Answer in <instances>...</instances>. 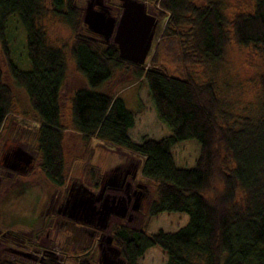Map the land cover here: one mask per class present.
Returning a JSON list of instances; mask_svg holds the SVG:
<instances>
[{"label":"trees","instance_id":"trees-1","mask_svg":"<svg viewBox=\"0 0 264 264\" xmlns=\"http://www.w3.org/2000/svg\"><path fill=\"white\" fill-rule=\"evenodd\" d=\"M252 1L250 12L237 13L229 21L232 39L264 53V0ZM46 2L0 0V50L5 69L24 90L35 116L32 133L43 176L38 188L64 182L60 95L66 56L61 47L49 44L40 25L50 10L74 32L67 52L73 70L84 80V85L66 97L72 130L85 140L94 138L141 157L139 172L155 186L146 205L147 221L160 213L187 215L186 223L175 231L147 233L146 221L138 227L111 223V244L121 264H138L137 258L153 246L165 253L166 264H264V100L258 113L221 125L219 101L209 82L198 85L188 75H173L154 59L150 66L124 60L113 42H103L85 26L84 33L77 30L80 7L73 0ZM155 3L159 15L167 13L169 28L176 26L182 13H189L194 24L193 51L213 61L221 59L228 35L217 2L202 7L188 0ZM14 15L24 29L27 70L10 58L6 22ZM121 64L145 82L156 117L168 127L167 135L140 142L131 139L128 131L134 124V112L122 97L102 88ZM259 84L264 90V74ZM11 104V91L0 69V130ZM189 138L198 143V155L192 167H177L171 147ZM77 264L90 262L83 255Z\"/></svg>","mask_w":264,"mask_h":264},{"label":"rangeland","instance_id":"rangeland-1","mask_svg":"<svg viewBox=\"0 0 264 264\" xmlns=\"http://www.w3.org/2000/svg\"><path fill=\"white\" fill-rule=\"evenodd\" d=\"M85 1L73 0L76 7H80L77 30L81 33L85 31L81 20ZM140 1L144 2L146 11L156 20L150 49L144 61L146 66H150L154 59L159 67L173 75H188L198 85L209 82L219 101L217 120L221 125L235 124L246 114L258 113L259 105L264 100V90L259 84V78L264 74V53L252 45H237L232 39L229 25L235 14L252 10V0H188L200 7L213 1L220 5L226 19L228 41L218 61L193 51L194 24L189 13H182L176 26L169 28L168 15H159L156 0ZM103 3L112 15L119 14L118 0H103ZM40 25L49 44L61 47L66 56V77L60 95L61 121L64 125V185L60 189L48 183L43 186L44 189L38 188L43 176L37 167L39 155L35 151L32 133L35 116L24 90L9 77L0 50V69L12 95L10 112L0 130V160L4 153L11 152L9 148L14 147L26 151L32 158L30 166L25 165V168L16 171H11L0 161V264H77L83 255L90 264H101V247L97 242L99 230L56 211L69 185H73L75 193L79 190L96 193L100 191L102 179L114 171H117L115 181L118 186L129 185L130 191L126 195L121 188L105 184L104 191L124 197L127 205L123 216L109 217L106 227L101 230L103 236L112 233L111 223L138 227L146 221L147 233L158 229L175 231L186 223L187 215L183 212L160 213L147 221L146 205L153 196L155 186L153 181L139 172L141 157L127 149L110 147L74 135L66 97L72 89L84 85L83 78L73 70L67 52L74 32L67 22L50 10L40 19ZM6 28L11 60L22 70L29 69L24 29L16 15L7 20ZM114 69L112 77L102 88L118 94L134 112V124L128 131L131 139L140 142L142 138L158 139L167 135L168 127L156 117L143 79L134 77L130 67L124 64ZM198 151V143L191 138L178 141L171 147L177 167H192ZM99 243L104 244V241ZM137 263L166 264V255L157 246L149 247L137 258Z\"/></svg>","mask_w":264,"mask_h":264},{"label":"water","instance_id":"water-1","mask_svg":"<svg viewBox=\"0 0 264 264\" xmlns=\"http://www.w3.org/2000/svg\"><path fill=\"white\" fill-rule=\"evenodd\" d=\"M119 2L121 9L117 17L109 14L103 0H95V8L92 3L87 2L83 8L82 23L89 32L100 37L103 42H113L120 58L142 64L154 35L155 17L146 11L144 2L140 0H119ZM114 175L102 179L100 190L105 188V184L110 185V182L116 180ZM79 192L84 197L82 204H84L85 212L83 218H78V221L99 223L98 228L102 230L106 227L111 215L123 216L125 213L127 203L124 197L113 196L110 204L105 202L104 206L95 209L92 195H85L84 190L74 192V198L79 196ZM101 238L107 246L101 251V264H121L117 259V249L111 245V236L102 235L99 239Z\"/></svg>","mask_w":264,"mask_h":264},{"label":"flooded vegetation","instance_id":"flooded-vegetation-1","mask_svg":"<svg viewBox=\"0 0 264 264\" xmlns=\"http://www.w3.org/2000/svg\"><path fill=\"white\" fill-rule=\"evenodd\" d=\"M94 1L95 0H86L85 5L87 2H90V3H92L93 8H95L96 6L94 5ZM118 9L120 12L121 7H120L119 0H118ZM108 11H109V9H108ZM109 14L112 15L111 11H109ZM112 16H115V15H112ZM115 17H117V16H115ZM8 151H11V152L10 153H4L3 157L1 158L0 161L3 162V164L6 167L11 169V171H16L17 169L25 168V165L27 167L31 165V162H32L31 155H29L26 151L20 149L19 147H17L16 149L8 150ZM111 175H114L115 177H117V171H114V173H112ZM114 181L110 182V184L121 188L123 190L124 194H126L128 191H130V190H128V189H130L128 184L118 186L116 184L117 182L116 181L114 182ZM63 185H64V182L61 186H58V187L54 186V187L61 189L63 187ZM73 190H74L73 185L72 186L69 185L68 189L66 191H64V194L61 196L59 205H57V207H56V211L62 216H66V217L70 218L71 220L75 219L78 221V218H83V215L85 212L84 204H82V200L84 199V197H82L81 193L79 192V196L75 199ZM104 190H105V188L103 190L96 192V193L84 192L85 195H88V196L92 195L93 205H94L95 209H99V207L101 208L102 206H104L105 202H107V204H110V200L113 196L118 197L116 195L109 194V193H107V191H104ZM71 191H72V193H71ZM132 193H133V191H132ZM79 223L97 228L99 230L98 231L99 237L97 238V242H98V245H100V247H101L100 248L101 251L103 248L107 247L106 245L99 243L103 240V238L99 239L101 237V235H103V234H101V230L98 228L99 223H95V222L86 223V222H82L81 220H79ZM102 245H103V247H102ZM105 254H106V252H105ZM103 257H104V254H103Z\"/></svg>","mask_w":264,"mask_h":264},{"label":"crops","instance_id":"crops-1","mask_svg":"<svg viewBox=\"0 0 264 264\" xmlns=\"http://www.w3.org/2000/svg\"><path fill=\"white\" fill-rule=\"evenodd\" d=\"M75 136H79V134L77 133V132H75V134H74ZM81 137V136H80ZM91 139H93V141L95 142V143H97L98 141L96 140V139H94V138H90L89 140H91Z\"/></svg>","mask_w":264,"mask_h":264}]
</instances>
